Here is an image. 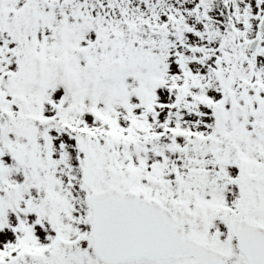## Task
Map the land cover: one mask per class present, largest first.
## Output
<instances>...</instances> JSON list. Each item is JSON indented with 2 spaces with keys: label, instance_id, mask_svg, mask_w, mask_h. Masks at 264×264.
I'll return each mask as SVG.
<instances>
[{
  "label": "snow or ice",
  "instance_id": "1",
  "mask_svg": "<svg viewBox=\"0 0 264 264\" xmlns=\"http://www.w3.org/2000/svg\"><path fill=\"white\" fill-rule=\"evenodd\" d=\"M0 264H264V0H0Z\"/></svg>",
  "mask_w": 264,
  "mask_h": 264
}]
</instances>
